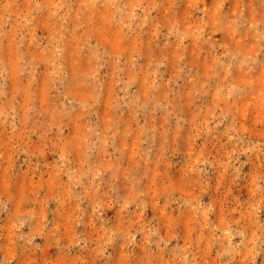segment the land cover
<instances>
[{
    "label": "rangeland",
    "instance_id": "374dc122",
    "mask_svg": "<svg viewBox=\"0 0 264 264\" xmlns=\"http://www.w3.org/2000/svg\"><path fill=\"white\" fill-rule=\"evenodd\" d=\"M0 264H264V0H0Z\"/></svg>",
    "mask_w": 264,
    "mask_h": 264
}]
</instances>
